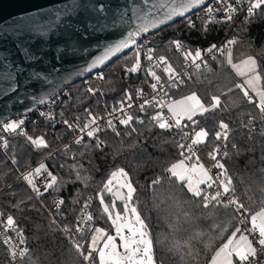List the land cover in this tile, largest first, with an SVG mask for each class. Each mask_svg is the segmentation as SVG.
<instances>
[{
  "label": "trees",
  "instance_id": "1",
  "mask_svg": "<svg viewBox=\"0 0 264 264\" xmlns=\"http://www.w3.org/2000/svg\"><path fill=\"white\" fill-rule=\"evenodd\" d=\"M189 19L139 41L147 52L155 49L159 57L175 62L178 55L173 41L193 47L207 46L228 30L218 26L206 30L201 25L192 27ZM234 32L237 41L233 47L209 63L192 81L174 89L172 96L177 100L196 93L206 106L212 103L211 97H220V107L197 114L196 124L185 121L189 125L186 129L191 135L201 128L208 132L198 145L199 153L211 165L209 153L214 149L222 152L218 160L224 165L221 171L226 170L234 189L229 194L244 206V214L249 219L264 209V114L248 103L235 87L245 77L238 75L227 61L229 51L233 64L237 65L249 56L255 57L262 76L261 87H264V7L251 17L246 16ZM134 56L133 48L126 50L100 71L103 79H94L91 75L60 94L61 125L42 121L28 127L27 136H44L47 148H37L26 136L15 135L8 148L0 151V209L5 220L9 215L15 219L16 229L28 250L26 264H85L28 187L16 181L20 173L42 162L57 177L56 185L43 198L46 202L53 197L63 200L62 208L54 214L60 226H73L86 204L100 218L102 206L98 194L102 192L108 203L114 201L105 194L104 184L112 172L123 168L136 189L132 204L147 225L155 264H209L215 251L236 228L243 231L237 214L222 199V203L213 202L205 208L201 198L193 197L186 185L166 171L185 157L181 155L183 149L178 147L181 144L178 137L168 129L159 128L152 120L154 112L140 115L139 123L133 120L129 126L106 129L102 136L103 148L86 141L61 149L71 135L65 120L72 124L85 122L89 119L87 111L96 116L103 106L121 102L126 92L141 83L140 74L126 77L123 72V66L132 65ZM89 88L94 91L89 92ZM66 92L69 98L64 97ZM221 121L228 125L227 129L219 127ZM217 132L221 133V139L216 138ZM13 158L17 163L13 164ZM157 178L160 183L153 185ZM4 185L7 188L3 190ZM201 188L205 189L204 195H215L213 185ZM116 205L123 207V204ZM10 261V251L0 240V264Z\"/></svg>",
  "mask_w": 264,
  "mask_h": 264
},
{
  "label": "snow or ice",
  "instance_id": "2",
  "mask_svg": "<svg viewBox=\"0 0 264 264\" xmlns=\"http://www.w3.org/2000/svg\"><path fill=\"white\" fill-rule=\"evenodd\" d=\"M145 3L148 0H144ZM220 3L225 4V12L226 20H231V13L235 12L236 9L231 3H225V0H219ZM204 3V0H182L178 8H173L165 17L166 19H171L173 14L183 15L185 11L194 8L198 5ZM249 7L247 9L248 16L251 17L255 14L257 9H262L264 7V0H248ZM75 0L73 11H75ZM104 5H100V10L103 11ZM214 9L211 7L208 8V12L212 13ZM59 15V14H58ZM143 19H147V15L143 17ZM162 22V21H161ZM156 21H149L146 24H141L136 31H129L127 36L115 41L112 44H109L104 49V53L102 56L96 57L93 63L89 66V70L91 68L96 67L97 65L103 63L105 60L109 59L111 56H114L116 53L123 51L124 49L131 48L137 45L136 37L140 36L142 32H147L149 27H155ZM192 26V25H190ZM177 50L182 49V43L180 41L172 42ZM228 45H232L235 41H228ZM227 51V49H218L216 45L210 46L207 51ZM27 51V50H25ZM153 50L148 49L147 53H143L139 46H137V50L134 56V62L130 67L125 66L124 72L125 74H134L137 73L142 66L141 57L144 56L147 60L152 61L155 57L152 55ZM185 59L192 58L193 63L197 59H200L202 56L201 50H196L194 53L192 51L184 52ZM161 63H167L165 57L158 58ZM232 67L237 71L238 75L245 77V80L241 84H237L235 87L240 89L243 93L244 98L247 99L248 103L253 104L261 114H264V87H261L262 76L260 74L259 66L257 64V60L255 57L249 56L244 61L241 62V65L233 64L231 58V52H228V61ZM196 67L199 68L200 64H196ZM165 72L169 74V79L173 78V70L171 66L165 68ZM148 75L151 76L156 82L151 84L153 91H158V85L160 81V77L156 74L155 71L151 69L148 70ZM103 79L101 75L99 77ZM160 90H162V86H160ZM15 91V88H13ZM89 92H93L94 90L89 88ZM232 91V89H229ZM250 91L254 93V95H250ZM167 95V93H164ZM136 95L142 96L143 90L137 89ZM125 101H121L120 111L124 112L125 105L128 108L132 107V94L131 92L125 93ZM155 100V97H153ZM153 100H145L143 104L139 105L141 111H144L145 106L152 104ZM212 103L209 106H206L201 99L197 96L196 93H192L191 95L185 96L179 100L170 101L167 103L168 112L171 114L170 117H165L161 112H158L156 115L152 117V120L156 123V125L161 129H170L172 127L182 128L188 127L189 125L185 123V121H189L192 124H196L197 121L194 117L197 114H204L208 111L215 110L220 107L221 100L218 96L211 97ZM43 102L42 100L40 101ZM159 103V102H157ZM161 109L164 107L163 104L160 105ZM87 111V110H86ZM116 109H113L115 112ZM42 115H45L42 113ZM50 116V114H47ZM87 115L89 120L87 123L83 124V126L77 125L81 132L86 131L87 137H94L98 131H100V127L97 124V117L94 116L91 111H87ZM134 117L130 114L124 113L123 118L119 120V123L125 126H129L133 121ZM24 121H10L2 125L4 132H17L18 129H21ZM109 127H113L115 130L112 121L108 122ZM142 123V121H141ZM64 124L72 129L73 125L69 123V121L65 120ZM219 127L221 129H227L228 125L223 121L220 122ZM21 134L26 136V139L37 148H47L48 144L45 140L44 136L40 137H32L27 136L21 130ZM119 135V133H117ZM208 136V132L201 128L199 131H195L194 135L189 133H185V137L191 138L190 145L179 144L178 147L181 149H186L187 154L184 151L181 152V155L185 157V159L180 160L178 163H173L166 171L170 174L171 177L180 181L182 184L186 185L187 191L192 194L193 197L201 198L203 207L207 208L211 203L215 202L216 204L222 203L221 197L229 192L233 191L232 188V180L230 177L226 175V170L222 171L218 174L217 179L219 180V184L217 186V191L215 195L208 196L204 195V188H201V185H206V187L211 188L213 183L216 181L209 175L208 171L204 169L202 164H199V158L196 157L197 163L192 164L191 166L186 165V160H191L195 156V152L193 150V146L199 145L204 141V139ZM216 138L221 139V133H216ZM223 138H227L225 133ZM83 140V136L77 138L75 140L76 144H80ZM103 144L97 137L96 147H101ZM4 147H7V141L4 142ZM218 149H214L213 152L209 153V157L212 160L216 161L215 167L219 169H224V165L217 160ZM215 153V154H214ZM13 164L17 163L15 158L12 160ZM43 172H47V176L50 178L46 183L44 190L53 188L57 183V177L53 175L50 171L47 170V165L44 163H40L38 167L34 170H30L26 173L21 174V178L31 187V189L37 194H42L40 188L34 181V176L40 175ZM196 179H193V177ZM116 177H120L123 180V183L119 184L118 187V198L124 201L123 213L121 211L115 210L116 204L115 200L112 204L105 203V198L103 193H99V202L102 206V212L100 213V218L105 220V222H110L111 228L114 229L115 235L109 233L108 227H95V232H99L101 235L99 237L93 234L92 242L89 245V251L87 254L83 252V246L79 243V241L74 242V247L76 251L83 256L85 261H89L90 264H155L152 252V241L149 238V233L147 231V225L144 223V220L141 218L139 212L135 207L129 208V202L133 200L134 193L136 191L133 186L128 173L120 168L111 173V177L105 182L104 190L108 192H112V185L114 179ZM79 178V177H78ZM160 183V179L157 178L152 182L153 185H157ZM222 189V191L220 190ZM126 190V192L122 191ZM229 204H236L237 210L243 209V205L239 204L236 200H230ZM63 204V201H57L56 207ZM226 206V205H225ZM87 207V204L85 205ZM126 214H130L131 217H134V221L128 218ZM2 216V214H0ZM106 218V219H105ZM83 220L84 217H81ZM94 221V217L92 214H88L86 217L87 225H92ZM3 224L5 230H15L16 222L13 216H7L6 220L0 221ZM250 227L241 231L240 228H236L235 231L231 233V235L227 238L226 242H224L218 250L215 251V254L211 258V264H264V261H260L258 256L261 253H264V210L258 211L255 214L251 215L249 218ZM138 226V227H137ZM67 230V229H66ZM76 231L83 232V229L77 225ZM126 233V234H125ZM251 237V238H250ZM119 238V245H117L116 241ZM97 240H102V246H98ZM4 243L10 248V255L13 259L17 256L18 245H13L11 237H5ZM24 241L21 239L20 244H23ZM26 248L19 249V255L21 257L27 254ZM93 252H96L97 255L93 256Z\"/></svg>",
  "mask_w": 264,
  "mask_h": 264
},
{
  "label": "water",
  "instance_id": "3",
  "mask_svg": "<svg viewBox=\"0 0 264 264\" xmlns=\"http://www.w3.org/2000/svg\"><path fill=\"white\" fill-rule=\"evenodd\" d=\"M210 1L166 19L182 0H75V11L74 0H0V127L30 115L70 86L104 70L130 48L91 70L89 66L129 31L156 21L136 39L153 35ZM117 193L118 188L111 197L124 204Z\"/></svg>",
  "mask_w": 264,
  "mask_h": 264
},
{
  "label": "built area",
  "instance_id": "4",
  "mask_svg": "<svg viewBox=\"0 0 264 264\" xmlns=\"http://www.w3.org/2000/svg\"><path fill=\"white\" fill-rule=\"evenodd\" d=\"M225 3H231L236 9L235 12L231 13L232 19L230 21L226 20L225 18L227 15V13L225 12V4L220 3L219 0H211L204 8L190 15L189 17H187L188 19L190 18L189 22H190V25H192V27L196 25H201V26H204V30L211 29L212 27H215V26L228 28V30H224L223 33H220L219 38L217 40H215L214 42H212L210 45H207V46L198 45V46L193 47L190 45H182L183 46L182 49L177 50L178 58H177V61L175 62H172L166 59L167 63H161L158 59L159 56L156 54L155 49H152L153 50L152 55L155 57V59H153L152 61H149L144 56L141 57L142 66H141V69L137 72V74L141 75L142 81L133 91H131V94L133 97L131 101L132 107L128 108L125 105L124 112L122 113L120 111L121 102L117 104H113L111 106H106V105L103 106L100 112L96 115L97 124L99 125L101 130L98 131L94 137H87L86 135L87 129L85 130V132H81L79 128L77 127V125L83 126V124L87 123L89 119L86 120L85 122L74 123V124L71 123L73 125V128L71 129V135L69 137V141L61 149L68 148L70 144H76L75 140L81 136H83V140L80 144H83L86 141H91L96 144L97 137H98V139L103 142L102 146L99 148H103L105 146V143L102 140V136L105 130L110 128L107 122L111 120L114 127L122 125L119 123V120L123 118L124 113L132 115L134 117L133 120H136V123L140 122V119H139L140 115L144 113H148V112H154L155 114H157L158 112L162 111V114L165 117H170L171 114L168 112V108L166 105L168 102L172 101L173 99L172 91L192 81L196 74H198L205 67H207L209 63L214 62L220 59L221 57H223V55L226 52V51H216V50L212 52H208L207 49L212 45H216L218 49L228 50L233 47V44L228 45L227 42L237 41V36L236 34H234L235 33L234 31L236 30V28H238L240 22L243 19H245L246 16H248L247 9L249 7V3H248V0H225ZM209 7L214 9L212 13L208 12ZM140 39L141 38L136 39L137 45L131 48H133L134 51L136 52L137 46H139L140 50L143 53H147V50L145 49L144 44H142L139 41ZM196 50L202 51V56L200 59H197L195 63H193L192 58L185 59V56H184L185 51H192L194 53ZM196 64H200V67L197 68ZM169 65L171 66V69L173 70V73H174L172 79H169V74L165 72V68L168 67ZM125 66L130 67L131 65H125ZM125 66H123V72H124ZM149 69H151L152 71H155L156 74L160 77L158 91H153L151 87V84L155 83L156 81L151 76L148 75ZM93 75H94V79H99V77L101 76V73L97 72ZM131 75L132 74H127L126 77H130ZM160 86H162V90H160ZM137 89L143 90L142 96L138 97L136 95ZM165 92L167 93V95L164 94ZM59 96L60 94L56 98L52 99L51 101L43 104L41 107L33 111L30 115L16 118L15 121H20V120L24 121L23 125L21 126V129H18L17 132L15 133L4 132L3 127L1 126L0 127V151H4L8 148L10 139L14 137L15 135L25 136L21 134V130L28 135V127L30 125L37 126L42 121L50 123L53 126L61 125L63 121V114L59 111V105L61 102V99L58 98ZM64 97L69 98L70 94L66 92L64 94ZM153 97H155V100H153ZM125 99L126 97L122 101H125ZM145 100H153V103L146 105L144 111H141L139 108V105L143 104ZM161 104L164 105L162 109L160 107ZM113 109H116V111L113 112ZM42 113L45 115H42ZM47 114H50V116ZM168 130L173 132L174 135L178 137L181 144H184V145L191 144V138L185 137V133H189L191 136V133L187 131L186 127H182V128L172 127ZM5 141H7V147H4ZM80 144H77V145H80ZM193 150L195 152V156L193 157V159L195 160V162H197L196 157L199 158V164H202L205 170H207L209 175L213 178V180L216 181L215 183H213V186L215 187V190L217 191V186L219 184V180L217 179V176L220 172H222L221 169L215 167L216 161L212 160L211 158L210 159L213 162L211 165H207L205 163V161L203 160V158L201 157L199 153L198 145L193 146ZM183 151L185 152V154H187L186 149H183ZM216 155H217V160H219V158L222 156V152L218 151V154ZM38 166L39 164L32 167L28 171L34 170ZM21 174L22 173L19 174L16 181H21L28 187V189L32 192L34 197L38 200V202L41 204V206L44 208L47 214L54 220V222L60 228L64 237L70 242L72 246L74 245L75 241H79V243L83 246V252L87 254V252L89 251V245L92 242L93 234H95V236L97 237L101 235L99 232H95V227H108L109 233L111 234V228L109 227L108 222L106 223L105 220H102L101 218H96V212L94 211L91 205H88L87 207L83 208V210L79 214L77 221L75 222L73 226H60L58 222L54 219V214L62 208L63 204H61L59 208L56 207V202L62 199L60 197H53L48 202H46L43 198V196L46 195V193L49 190V189L47 191L44 190L45 183L50 179L47 176V172H43L40 175L34 176V181L37 184V186L40 188L42 194H37L36 192H34L31 189V187L21 178ZM6 188L7 186L4 185L2 189L4 190ZM220 190L222 191V189ZM221 199L228 206H230L234 210V212L237 214L241 228H243V231L249 228L250 227L249 219L246 218L243 209L237 210V207L235 204L228 203L230 200H233L232 196L228 193V194L223 195ZM0 214H2L1 209H0ZM88 214H92L94 217V221L92 225H87L86 223V217ZM81 217H84V219L82 220ZM4 220L5 219L2 214V216H0V221H4ZM78 223H79V226L83 229V232L76 231ZM6 236L12 238L13 245L19 246L18 248L15 249L17 251V256L15 257V259L11 257V261L9 264H26L25 262L26 255L23 257L19 255L20 248L27 249L26 243L23 240L20 232H18L17 229L5 230V228L3 227V224L0 223V240L10 251L9 246L4 243V239ZM21 239L24 241L23 244H20ZM97 244L98 246H102L103 241L97 240ZM73 248L75 249L74 246ZM78 255L80 256V258L85 264H90V262L85 261L83 256H81L79 253ZM96 255L97 253L93 252V256H96ZM258 259L260 261H264V253H261L258 256Z\"/></svg>",
  "mask_w": 264,
  "mask_h": 264
},
{
  "label": "rangeland",
  "instance_id": "5",
  "mask_svg": "<svg viewBox=\"0 0 264 264\" xmlns=\"http://www.w3.org/2000/svg\"><path fill=\"white\" fill-rule=\"evenodd\" d=\"M242 66V65H241ZM243 67V66H242ZM244 80H245V78H244ZM260 84H261V82H260ZM251 92V91H250ZM251 94V93H250ZM191 95V94H190ZM198 96V95H197ZM199 97V96H198ZM200 98V97H199ZM177 100H179V99H177ZM172 101H174V99H172ZM11 121H15V119H13V120H11ZM10 122V121H9ZM8 123V122H7ZM186 162H187V160H186ZM194 163H197V162H194ZM205 169V168H204ZM193 179H196V177H193ZM120 183H123V180L120 178V177H116L115 179H114V182H113V185H112V189H113V191L116 189V188H118L119 187V184ZM105 191V194L106 195H110L111 196V194H112V192L110 193V192H108V191H106V190H104ZM125 192H126V190H124ZM112 202L113 201H110V203H108L106 200H105V203H108V204H112ZM116 204V203H115ZM131 207H135L133 204H132V201L131 202H129V208H131ZM123 208H124V204H123V207L122 208H119L117 205H116V208H115V210H118V211H121L122 213H123ZM127 216H128V218H130L131 220H133L134 221V217H131L130 216V214H126ZM108 224H109V227L111 228V226H110V222H108ZM138 227V226H137ZM112 230H113V232H112V235H115V231H114V229L112 228ZM126 234V233H125ZM116 243H117V245H119V243H120V241H119V238H117V241H116Z\"/></svg>",
  "mask_w": 264,
  "mask_h": 264
},
{
  "label": "crops",
  "instance_id": "6",
  "mask_svg": "<svg viewBox=\"0 0 264 264\" xmlns=\"http://www.w3.org/2000/svg\"><path fill=\"white\" fill-rule=\"evenodd\" d=\"M194 162H195V161H188V160H187L186 165L191 166L192 164H195ZM194 177H195V176H194ZM202 186H206V185H201V187H202ZM263 210H264V209H263ZM261 211H262V210H261ZM111 234H112V232H111ZM209 264H211V261H210Z\"/></svg>",
  "mask_w": 264,
  "mask_h": 264
}]
</instances>
